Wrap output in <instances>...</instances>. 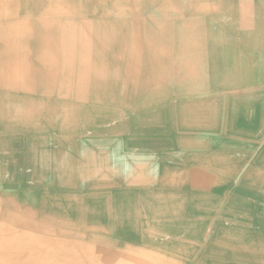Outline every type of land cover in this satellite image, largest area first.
I'll return each mask as SVG.
<instances>
[{
	"label": "bare ground",
	"instance_id": "obj_1",
	"mask_svg": "<svg viewBox=\"0 0 264 264\" xmlns=\"http://www.w3.org/2000/svg\"><path fill=\"white\" fill-rule=\"evenodd\" d=\"M263 72V0H0V89L59 97L0 115V264H264Z\"/></svg>",
	"mask_w": 264,
	"mask_h": 264
},
{
	"label": "crops",
	"instance_id": "obj_2",
	"mask_svg": "<svg viewBox=\"0 0 264 264\" xmlns=\"http://www.w3.org/2000/svg\"><path fill=\"white\" fill-rule=\"evenodd\" d=\"M84 7L85 5H81L80 8H78V13L76 11L75 15H74V19L78 18V21H82L81 24H79L77 27H82V23L83 20H85L82 15H83V11H84ZM43 10H47V9H43ZM135 8L134 6H129L127 5L125 7V9L123 8L122 12L119 14L120 16L117 17L118 20L122 21V22H126V25L129 24L128 26H126L125 28L131 30L133 27V12H134ZM131 11V12H130ZM26 13V12H24ZM33 14H31L30 17H35L38 12H33ZM41 13H45L44 11H42ZM28 16V13H27ZM49 17H53L56 19H60V23H61V28L60 31L58 32V37L57 39H62L63 41H66L68 38V36L64 35V29L66 24L68 23L69 20V14L65 13V14H58V13H49L48 14ZM93 19L97 20L96 18L92 17L90 18V21H93ZM77 21V22H78ZM75 22V21H74ZM84 24V23H83ZM127 29V30H128ZM128 30V31H129ZM122 37V35H121ZM59 41V40H57ZM93 59V58H92ZM119 62H123L124 66L126 65L127 61H128V53L124 54V57H122L120 55V59H118ZM20 63V62H19ZM85 64V63H82ZM81 65V62H80ZM81 70V68L78 69V71L76 73H79ZM88 72L90 73L91 76L92 73H97L96 71H90L89 69H87ZM88 73V74H89ZM101 73V72H100ZM126 69H124L122 71V77L119 78H115L113 80L110 81V78L105 76V81H104V88H106L107 90L112 89V88H116L119 85H124L125 80H126ZM150 75V74H148ZM76 78V77H75ZM84 81H86L85 77L83 76ZM135 84H130L127 85L128 87L130 86V88H133L134 90L131 91L132 95H137L140 93H149L151 90V87L149 88V84L150 81L148 83V86L145 87L144 85H141L142 82V77L141 76H137L136 78H134ZM62 80V79H61ZM61 80H59L58 85H60L61 88H70L72 87L77 93H79V91L83 92L84 90H87V83L84 82L81 79H76V82H74V85H70L71 82H64L66 84H62ZM114 82H118L116 85H113ZM144 83V81H143ZM126 86V85H125ZM59 87V86H58ZM90 88H93L92 86ZM78 89H80L79 91H77ZM132 98V97H131ZM130 99H127L126 101H120V105L119 106H130L133 105L134 102ZM72 100V101H71ZM85 102H88V100L86 99V97L83 99ZM59 101V97H57V100L54 99V97L50 100H45L44 98H39V97H35L33 95H27V94H13V93H8L6 90L0 89V115L1 114H5L7 116V114H9L10 111H13V114L16 116V118H18L19 116H25L29 118V122L27 123H17V122H7V125H9V128L7 129V131L9 132H13L16 131L18 137H22L23 139H31L29 142L30 143H36L38 139V137L31 132V130L33 129L34 125H36L37 123H39V113L40 115H43L45 117V122H50V120L48 119V117L51 115L50 113H52L53 111V107H55V103H57ZM78 101V102H77ZM26 102L29 105L24 106L23 103ZM80 103L81 102V98L77 97L76 94L74 95H69L68 96V100L62 104H70V103ZM61 103V102H60ZM71 106V105H69ZM23 107H27L26 109ZM30 107V108H28ZM24 110H26L30 115L26 114L24 115ZM17 137V136H16Z\"/></svg>",
	"mask_w": 264,
	"mask_h": 264
},
{
	"label": "rangeland",
	"instance_id": "obj_3",
	"mask_svg": "<svg viewBox=\"0 0 264 264\" xmlns=\"http://www.w3.org/2000/svg\"><path fill=\"white\" fill-rule=\"evenodd\" d=\"M264 1V0H263ZM90 75V73L88 74ZM262 80L264 82V72L262 74ZM264 85V84H263ZM228 102V101H227ZM224 104H217V103H205L203 102L202 104H200V107L202 108L201 111H205V109H208V108H215V107H219V106H223ZM245 106H248V107H254L253 103L252 102H246L245 103ZM7 120L9 122H17V123H27L29 122V118L28 117H25V116H22V117H18V118H15L14 117V114H13V111H10L9 114H7Z\"/></svg>",
	"mask_w": 264,
	"mask_h": 264
}]
</instances>
